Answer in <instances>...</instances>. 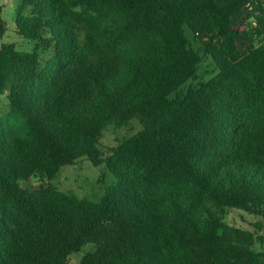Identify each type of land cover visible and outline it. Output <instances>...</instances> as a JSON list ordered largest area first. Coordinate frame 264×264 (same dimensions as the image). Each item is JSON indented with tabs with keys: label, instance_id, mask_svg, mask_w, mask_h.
Masks as SVG:
<instances>
[{
	"label": "trees",
	"instance_id": "obj_1",
	"mask_svg": "<svg viewBox=\"0 0 264 264\" xmlns=\"http://www.w3.org/2000/svg\"><path fill=\"white\" fill-rule=\"evenodd\" d=\"M15 31L33 46L0 45V264L87 244L81 264H264V223L224 221H264V0H19ZM204 56L217 74L185 87ZM83 158L94 198L53 183Z\"/></svg>",
	"mask_w": 264,
	"mask_h": 264
},
{
	"label": "rangeland",
	"instance_id": "obj_2",
	"mask_svg": "<svg viewBox=\"0 0 264 264\" xmlns=\"http://www.w3.org/2000/svg\"><path fill=\"white\" fill-rule=\"evenodd\" d=\"M19 3V0H0V17L6 23L7 32L3 38H0V45L3 43H15L20 50H30L33 43L21 38L15 31V9ZM185 31L192 41L195 49L199 50L200 45L194 39L191 30L185 27ZM218 72V68L210 56H204L197 76L194 80L188 82L185 87L194 86L198 87L200 84L207 82ZM9 107L7 98L0 94V116L5 118L8 115ZM114 137L111 132H107L104 142L106 144H113ZM105 167H94L89 160L83 158L79 160L75 165L64 167L58 178L53 181L61 190H69L81 197L94 198L101 193L99 179L104 172ZM47 180H43L40 177H32L28 181L22 182V185L30 189H35L43 184H46ZM224 221L231 225L240 228L251 229L253 224L262 222L260 219L255 218L249 214L240 211L227 210L224 216ZM262 236L263 240H258L255 249L257 251L264 252V229L258 233L257 236ZM96 246L93 244L85 245L79 252L73 253L69 257V264H81L83 256L89 252H94Z\"/></svg>",
	"mask_w": 264,
	"mask_h": 264
}]
</instances>
